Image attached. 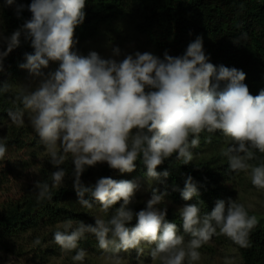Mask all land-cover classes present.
I'll return each instance as SVG.
<instances>
[{
	"label": "clouds",
	"instance_id": "clouds-1",
	"mask_svg": "<svg viewBox=\"0 0 264 264\" xmlns=\"http://www.w3.org/2000/svg\"><path fill=\"white\" fill-rule=\"evenodd\" d=\"M13 5L19 18L25 10L20 0H3L0 11ZM86 6V0H30L29 19L8 36L0 29V73L22 36L33 49L19 67L36 86L24 89L19 99L31 113L33 131L56 169L51 183L34 182L36 199L52 198V189L59 188L67 175L61 166L70 157L77 203L110 213L107 219L94 218L93 224L81 220L74 226L72 220L65 221L62 230L53 233L54 243L64 252L75 250L73 260L79 262L86 256L79 242L88 234L101 250L117 255L133 250L139 254L142 245H154L151 256L161 264H194L201 258L199 249L216 235L247 248L259 221L232 199L216 201L203 215L197 203L181 207L180 228L190 237L185 242L177 224L166 219L167 207H159L166 191L153 188L145 207L134 211L129 205L139 187L135 181L101 176L85 184L81 177L98 164L120 174L132 173L139 160L146 178L163 182L170 172L157 171L159 166L173 157L188 165L200 135L219 132L227 142L223 155L229 170L248 172L253 187L264 190V164L248 163L256 152L264 154V89L252 95L243 70L211 63L199 36L177 56L167 50L162 58L136 51L117 59L119 47H113L108 58L96 51L80 55L73 51L75 29L85 20ZM51 64L57 67L51 70ZM7 89L8 84L0 82V94ZM9 116L14 123H23L22 114L10 111ZM6 153L7 145L0 140V161ZM179 191L184 201L199 195L191 175ZM40 243L39 238L33 242ZM225 264H230L227 258Z\"/></svg>",
	"mask_w": 264,
	"mask_h": 264
},
{
	"label": "trees",
	"instance_id": "trees-1",
	"mask_svg": "<svg viewBox=\"0 0 264 264\" xmlns=\"http://www.w3.org/2000/svg\"><path fill=\"white\" fill-rule=\"evenodd\" d=\"M20 2L24 3L25 10L19 18L15 12V5L4 7L0 11L5 36L10 35L30 18L31 14L26 7L30 0H20ZM2 3L3 0H0V4ZM86 4L85 20L75 29L77 40L75 47L97 36L101 27H109L115 22L130 19L135 28L133 32L155 48L159 57H163L165 50L173 56L182 55L187 45L199 36L203 40L205 54L209 56L211 63L243 70L246 73L244 83L247 84L252 95H257L264 89V0H86ZM32 51L33 49L22 36L20 46L14 49L4 61V71L0 73V82L8 84V89L0 94V122L9 116L10 111L14 112L23 108L19 99L21 93L13 89V82L23 71L19 65L25 62V53ZM12 139L13 136L10 140ZM223 139L219 132L202 133L199 147L191 149L193 153L191 163L183 165L181 161L173 157L157 168V171L168 169L170 172L169 177L163 182L146 178V169L139 160L136 170L132 173L120 174L110 170L106 164H98L94 168H88L81 179L85 184L95 183L101 176L149 183L151 186L148 193L140 192L133 196L129 207L134 211L145 207L144 199L146 196L150 198L153 188L159 192L166 191L168 195L161 204L167 207L166 219L176 223L180 229L179 234L184 235V238L188 240L190 237L180 228L181 218L178 206L197 203L203 215L210 212L218 200L235 201L230 188L233 186L236 174L240 172L229 170L228 160L223 155L227 142ZM248 163L252 166L264 164V154L256 152L255 158ZM61 167L66 170L67 175L59 188L52 189L50 200L38 201L36 190L31 187L19 198L3 205L0 210V245L2 247L13 253L22 254L21 244L9 245L12 244V237L19 239L22 234H34L28 237L33 241L36 238L41 240L40 245L37 246L36 256L43 264H46L48 258L61 250L59 246L54 247L56 244L53 241V233L63 228V226L56 228L57 224H63L69 219L73 221L74 226L81 220L86 224L94 223L93 212L99 206L89 210L77 203L73 190L71 158L69 157ZM55 170L52 166L38 181L51 183V174ZM187 175H191L197 183L199 195L184 201L179 190L183 189ZM116 206L118 207L119 204ZM114 210L113 208L112 212ZM247 211L249 215H255L252 211L248 209ZM109 214L107 213L103 219H107ZM256 217L259 222L249 234L247 248H240L224 237L229 244L237 247L242 264H264V222L259 219V216ZM132 223L134 224L135 220ZM47 227L51 228L52 235L47 234V230H43ZM219 239H222L221 235L213 236L199 250L206 249L214 254L215 244ZM48 240L49 244H47ZM96 247H98L97 241L91 234L79 242V248L84 250ZM67 254L69 262L73 261L75 250Z\"/></svg>",
	"mask_w": 264,
	"mask_h": 264
},
{
	"label": "rangeland",
	"instance_id": "rangeland-1",
	"mask_svg": "<svg viewBox=\"0 0 264 264\" xmlns=\"http://www.w3.org/2000/svg\"><path fill=\"white\" fill-rule=\"evenodd\" d=\"M0 29H3L1 15ZM133 29L135 28L130 19L115 22L109 27L103 26L97 36L81 42L77 47H74L73 51L85 56L90 51H96L102 57L108 58L112 54L113 47H119L121 55L117 59H123L124 55L132 54L136 51L141 53L148 51L159 56L156 49L151 47L143 37L135 34ZM56 67V64L50 65L51 70ZM13 83V89L21 94L24 89L31 90L36 86L25 69ZM14 112L22 114V124L14 123L10 116L0 122V140L7 145L5 159L0 161V210L3 205L19 198L27 189L34 187V182L43 178L45 172L52 167L48 162L49 157L44 146L39 142L30 124L31 113L24 108ZM12 136L13 139L10 140ZM223 140L225 141V139ZM136 183L139 187L134 196L140 192L148 193L151 186L149 183H143L139 180ZM230 191L237 203L243 204L264 222V190H258L253 187L248 172L236 174ZM148 199L149 197L146 196L144 200L147 201ZM183 206L184 204L178 206V208L180 209ZM159 207L163 206L160 205ZM93 215L95 218H104L107 213L98 208L93 212ZM62 226L63 224H57L56 228ZM43 230H47V234L52 235L50 227ZM28 235L34 234H22L19 239H13L14 237H12V244H9L10 246L21 244L23 247L22 254L13 253L0 245V264H43L36 256L37 246H34V241L30 240L31 238ZM221 237L222 239L216 241V252L211 254L206 249L205 251L199 250L201 258L194 264H225L226 258L230 261V264H242L237 247L229 244L224 236ZM187 241V238H185V242ZM49 242L48 240L47 244ZM54 247L58 246L55 245ZM142 247L143 251L139 254L133 250L120 252L118 255L111 251L105 252L99 247L86 249V256L83 262L74 260L69 262L70 259L67 252L60 250L57 254L48 258L46 264H161L158 257L153 258L151 256V250L154 245H142ZM185 264H188V262L186 261Z\"/></svg>",
	"mask_w": 264,
	"mask_h": 264
}]
</instances>
